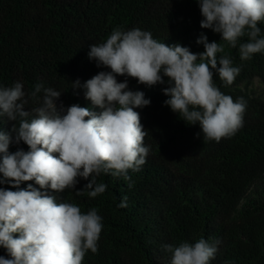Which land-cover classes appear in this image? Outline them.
I'll use <instances>...</instances> for the list:
<instances>
[{
	"label": "trees",
	"instance_id": "1",
	"mask_svg": "<svg viewBox=\"0 0 264 264\" xmlns=\"http://www.w3.org/2000/svg\"><path fill=\"white\" fill-rule=\"evenodd\" d=\"M202 19L198 0H0V86L23 84L29 120L44 95L42 90L31 97L36 84L61 92L56 103L65 108L78 104L102 111L82 88L72 87L77 79L83 83L111 71L97 67L88 52L117 27L148 31L159 42L193 53L204 51L196 43L203 34L208 42L224 45L218 57L230 56L241 69L231 85L214 76L223 94L246 101L243 127L219 142L205 139L198 123L186 124L164 104L170 98L163 92L166 82L148 87L126 75L116 77L151 101L135 109L147 132L144 146L150 148L145 164L128 170L130 180L102 173L97 183L107 188L95 198L87 195L83 178L74 189L47 190L57 203H74L85 214L95 208L102 217L98 250L86 252L82 264H170L164 245L200 238L217 248L210 264H264V53L242 60L239 43L247 36L232 48L221 34L201 28ZM258 27L264 37V22ZM15 123L0 116V131L12 137L10 154L29 150L23 141L15 143ZM29 184L39 189L35 181L0 188L17 191ZM125 196L126 206L118 207ZM0 256L10 258L3 247Z\"/></svg>",
	"mask_w": 264,
	"mask_h": 264
},
{
	"label": "clouds",
	"instance_id": "2",
	"mask_svg": "<svg viewBox=\"0 0 264 264\" xmlns=\"http://www.w3.org/2000/svg\"><path fill=\"white\" fill-rule=\"evenodd\" d=\"M198 3L201 28L221 34V40L232 48L247 36V42L239 43L242 60L264 53V37L258 27L264 22V0ZM196 43L204 51L193 53L180 44L159 42L148 31L117 27L105 42L90 45L88 58L111 71H101L83 83L77 79L72 88H82L85 98L102 109L100 112L78 104L58 105L61 92L36 84L31 97L35 99L42 90L44 95L29 120L23 84L0 86V116L16 121L12 128L15 143L23 141L29 149L10 154L12 137L0 131V184L18 188L22 182L35 181L39 185V189L29 184L17 191L0 188V247L10 257L0 256V264H82L86 252H97L103 228L97 210L82 213L74 203H57L47 190L74 189L78 178H83L88 181L84 186L87 195L95 198L107 188L105 183H97L102 173L130 180L128 170L138 171L145 164L150 148L144 146L147 132L135 109L149 106L151 101L142 91L128 90L127 81L118 82V75L148 87L166 82L163 92L170 98L164 104L186 124L198 123L205 139L219 142L243 127L246 101H234L214 82L218 74L225 85H231L241 69L233 66L230 56H217L224 53L223 44L208 42L203 34ZM84 189L76 191L77 195ZM126 201L125 196L118 207H125ZM163 247L170 254V264H210L217 251L204 238Z\"/></svg>",
	"mask_w": 264,
	"mask_h": 264
}]
</instances>
